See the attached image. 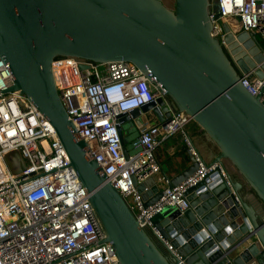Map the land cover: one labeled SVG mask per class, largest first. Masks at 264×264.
<instances>
[{"label":"water","instance_id":"water-1","mask_svg":"<svg viewBox=\"0 0 264 264\" xmlns=\"http://www.w3.org/2000/svg\"><path fill=\"white\" fill-rule=\"evenodd\" d=\"M216 11V0H0V58L13 77L5 94L20 91L49 120L89 195L103 242L120 264H264V104L239 82L263 56L249 34H233L225 22L227 48L212 38L209 15ZM55 58L130 62L160 93L117 116L123 145L125 124L136 131L152 116L163 126L179 112L213 144L215 156L207 159L186 135L204 163L222 165L230 188L218 174L208 175L186 193L188 210L153 218L182 262L139 226L99 165L86 157L89 144L75 137L55 89ZM255 75L262 78L261 70ZM123 153L128 156L125 147ZM186 154V168L172 178L163 173L170 189L198 167ZM134 185L145 206L161 196L154 178Z\"/></svg>","mask_w":264,"mask_h":264},{"label":"built area","instance_id":"built-area-1","mask_svg":"<svg viewBox=\"0 0 264 264\" xmlns=\"http://www.w3.org/2000/svg\"><path fill=\"white\" fill-rule=\"evenodd\" d=\"M216 4L217 11L209 15L211 37L227 48L225 22L233 34H249L262 52V62L254 63L247 74L241 73L239 82L251 95L260 94L264 104V69L260 68L264 63V0H216ZM51 69L62 106L75 126V137L89 144L86 157L99 165L139 226L181 261L153 218L168 208L180 214L188 210L186 193L208 175L218 174L230 188L222 165L204 163L188 141L186 127L192 119L179 112L161 126L147 117L136 126L137 135L125 157L117 116L160 96L140 69L124 61L97 64L72 58H55ZM257 70L262 78L255 75ZM12 81L9 67L0 58V264H120L112 245L103 242L104 231L89 195L49 120L20 91L5 94ZM176 134L183 137L198 167L170 189L160 175L156 152ZM12 151L23 164L17 175L4 158ZM149 178L165 187L156 202L145 206L134 181L141 184Z\"/></svg>","mask_w":264,"mask_h":264},{"label":"crops","instance_id":"crops-1","mask_svg":"<svg viewBox=\"0 0 264 264\" xmlns=\"http://www.w3.org/2000/svg\"><path fill=\"white\" fill-rule=\"evenodd\" d=\"M126 129V134L124 133V135L127 138V144L124 146L125 149L130 150V144L137 134L130 123ZM186 135L191 138L192 145L202 157L207 159L211 158V160L214 158L216 151L213 144L193 122L186 127ZM186 150L187 148L184 145L183 137L180 134L171 136L162 144L156 152V157L161 167L160 175L162 177L163 173H166L168 178H172L187 167L188 158ZM156 183L161 189L165 187V183Z\"/></svg>","mask_w":264,"mask_h":264},{"label":"bare ground","instance_id":"bare-ground-1","mask_svg":"<svg viewBox=\"0 0 264 264\" xmlns=\"http://www.w3.org/2000/svg\"><path fill=\"white\" fill-rule=\"evenodd\" d=\"M5 160L9 164V168L11 169L14 175H17L22 170V163L19 160L16 151L9 152L5 155Z\"/></svg>","mask_w":264,"mask_h":264},{"label":"rangeland","instance_id":"rangeland-1","mask_svg":"<svg viewBox=\"0 0 264 264\" xmlns=\"http://www.w3.org/2000/svg\"><path fill=\"white\" fill-rule=\"evenodd\" d=\"M151 117V116H150ZM128 124H125L124 127H123V132L126 134V127H127ZM171 210V208H168L165 210V212L163 214H166L167 212H169Z\"/></svg>","mask_w":264,"mask_h":264},{"label":"flooded vegetation","instance_id":"flooded-vegetation-1","mask_svg":"<svg viewBox=\"0 0 264 264\" xmlns=\"http://www.w3.org/2000/svg\"><path fill=\"white\" fill-rule=\"evenodd\" d=\"M151 118L154 120V118L151 116Z\"/></svg>","mask_w":264,"mask_h":264}]
</instances>
